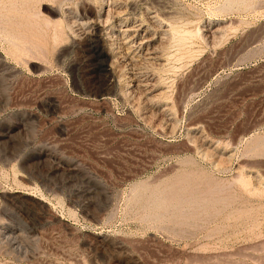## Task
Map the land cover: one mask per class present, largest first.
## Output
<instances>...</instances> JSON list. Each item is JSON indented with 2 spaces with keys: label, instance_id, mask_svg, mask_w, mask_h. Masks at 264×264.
Masks as SVG:
<instances>
[{
  "label": "rangeland",
  "instance_id": "rangeland-1",
  "mask_svg": "<svg viewBox=\"0 0 264 264\" xmlns=\"http://www.w3.org/2000/svg\"><path fill=\"white\" fill-rule=\"evenodd\" d=\"M0 1V264H264V0Z\"/></svg>",
  "mask_w": 264,
  "mask_h": 264
},
{
  "label": "bare ground",
  "instance_id": "bare-ground-1",
  "mask_svg": "<svg viewBox=\"0 0 264 264\" xmlns=\"http://www.w3.org/2000/svg\"><path fill=\"white\" fill-rule=\"evenodd\" d=\"M7 1L9 2V0H7ZM19 1H20V0H19ZM19 1H17V2L19 3ZM25 1H26V0H25ZM36 1H37V0H36ZM88 1H89V0H88ZM4 2H5V1H3V3H4ZM10 2H11V0H10ZM12 2H13V1H12ZM12 2H11V4H13V5L16 4V3L14 4V2H13V3H12ZM15 2H16V0H15ZM20 2H21V1H20ZM40 2H41V1L38 0V3H40ZM52 2H54V1H52ZM108 2H110V1L108 0ZM230 2L232 3V0H231ZM238 2H239V1H238ZM238 2H237V3H238ZM0 3H1L0 5L2 6L3 4H2L1 1H0ZM48 3H49V0H48ZM113 3H114V2H113ZM226 3H227V5H228L229 2H226ZM226 3H225V4H226ZM233 3H234V2H233ZM49 4H50V3H49ZM108 4H109V3H108ZM111 4H112V3H111ZM118 4H119V3H118ZM225 4H224V5H225ZM5 5H6V4H5ZM7 5H9V4H7ZM13 5H11V8H12ZM31 5H32V4H31ZM33 5H34V4H33ZM35 5H36V4H35ZM47 5H48V4H47ZM227 5H226V6H227ZM251 5H252V4H251ZM9 6H10V5H9ZM228 6H229V5H228ZM29 7H30V6H29ZM34 7H35V6H34ZM52 7H53V6H52ZM55 7H56V6H55ZM110 7H111V5H110ZM110 7H109V8L107 7V8L110 9ZM222 7H223V6H222ZM222 7H221V8H222ZM230 7H231V5H230ZM230 7H229V8H230ZM4 8H5V10H7L8 6H7V8H6V7H4ZM13 8H15V10H16V7H13ZM86 8H87V7H86ZM107 8H106V10H107ZM111 8H112V7H111ZM113 8H114V7H113ZM113 8L111 9V12H112L113 10L116 9V8H114V9H113ZM227 8H228V7H227ZM227 8L225 7L224 9H227ZM2 9H3V6H2ZM18 9H19V7L17 8L16 12L13 13V15L16 14V13H18V12H17ZM222 9H223V8H222ZM8 10H10V9L8 8ZM13 10H14V9H13ZM15 10H14V11H15ZM19 10H21V9H19ZM31 10H32V9H31ZM57 10H58V9H57ZM116 10H117V9H116ZM14 11H13V12H14ZM3 12H5V11L3 10ZM7 12H9V11H7ZM11 12H12V11H11ZM11 12H10V13H11ZM64 12H65V11H64ZM113 12H114V13L111 14V15H114V14L116 15V14H117V11H113ZM115 12H116V13H115ZM155 12H156V11H155ZM5 13H6V12H5ZM41 13H42V12H41ZM107 13H108V10H107ZM11 14H12V13H11ZM19 14H20V13H19ZM36 14H37V13H36ZM96 14H97V13H96ZM1 15H2V10H1ZM3 15H4V14H3ZM3 15H2V16H3ZM7 15L10 16L9 13H7ZM108 15H109V13H108ZM118 15H119V14H118ZM145 15H146V14H145ZM4 16H5V15H4ZM4 16H3V17H4ZM35 16H36V15H35ZM44 16H45V15H44ZM62 16H63V15H62ZM149 16H150V15H149ZM155 16H156V14H155ZM155 16H154V17H155ZM0 17H1V16H0ZM5 17H6V16H5ZM11 17H12V16H11ZM11 17H10V18H11ZM106 17H107V14H106L105 18H106ZM109 17H110V16H109ZM112 17H113V16H112ZM112 17H110V18H112ZM125 17H126V16H125ZM8 18H9V17H7V20H9ZM46 18H47V17H46ZM49 18H50V17H49ZM85 18H86V17H85ZM92 18H93V17H92ZM97 18H98V16H97ZM4 19H5V18H4ZM4 19H3V20H4ZM51 19H52V18H51ZM106 19H107V18H106ZM125 19H126V18H125ZM143 19H144V18H143ZM152 19H153V18H152ZM7 20H5V21H7ZM52 20H53V19H52ZM87 20L91 21V18H90V19L88 18ZM1 21H2V18H1ZM1 21H0V22H1ZM5 21H4V22L2 21L1 23H6ZM10 21H11V20H10ZM62 21H63V20H61V22H62ZM92 21H93V20H92ZM94 21H95V20H94ZM94 21H93V23H94ZM110 21H111V20H110ZM118 21H119V20H118ZM140 21H141V20H140ZM146 21H147V20H146ZM150 21H151V20H150ZM81 22H82V21H81ZM86 22H87V21L84 20V22H82V23H86ZM121 22H122V21H121ZM137 22H138V21H137ZM7 23H8V22H7ZM49 23H51V22H49ZM63 23H64V22H63ZM75 23H76V22H75ZM112 23H113V22H112ZM116 23H117V22H116ZM151 23H152V22H151ZM153 23H154V21H153ZM155 23H156V22H155ZM9 24H10V23H9ZM80 24H81V23H80ZM87 24H88V23H87ZM87 24H86V25H87ZM131 24H132V23H131ZM166 24H167V23H166ZM63 25H64V24H63ZM96 25H97V22H96ZM99 25H100V24H99ZM124 25H125V23H124ZM128 25H129V24H128ZM138 25H139V24H138ZM138 25H137V26H138ZM149 25H150V24H149ZM159 25H160V24H159ZM3 26H4V24H3ZM3 26L1 25V27H3ZM5 26H6V24H5ZM7 26H9V25H7ZM83 26H84V25H83ZM83 26H82V27H83ZM93 26H94V25H93ZM110 26H111V25H110ZM112 26H113V25H112ZM155 26H156V25H155ZM168 26H169V27H168ZM170 26H172V25H167L166 28L168 29V28H170ZM1 27H0V28H1ZM89 27H90V26H89ZM125 27H126V29L128 30V28H130L131 26H130V27H129V26H128V27L125 26ZM135 27H136V25H135ZM138 27H139V26H138ZM148 27H149V26H148ZM150 27H153V26H150ZM163 27H164V26H163ZM61 28H63V27H61ZM122 28H123V27H122ZM132 28H133V27H132ZM1 29H3V30L5 31V28H1ZM86 29H87V28H86ZM91 29H92V27H91ZM91 29H90V30H91ZM93 29H94V27H93ZM123 29H125V28H123ZM134 29H136V28H134ZM139 29H140V28H139ZM164 29H165V27H164ZM6 30H7V29H6ZM17 30H19V29H17ZM60 30H61V29H60ZM83 30H84V29H83ZM120 30H121V27H120ZM143 30H144V29H143ZM161 30H162V29H161ZM165 30H166V29H165ZM165 30H164V31H165ZM168 30L170 31V29H168ZM172 30H173V28L171 27V31H172ZM4 31H3V33H4ZM7 31H8V30H7ZM84 31H85V30H84ZM95 31H96V30H95ZM164 31H163V33H164ZM173 31H174V30H173ZM183 31H184V30H183ZM183 31H182V32H183ZM195 31H197V30H195ZM195 31H193V32H195ZM1 32H2V30H1ZM8 32H9V31H8ZM8 32H7V33H8ZM49 32H50V31H49ZM75 32H76V31H75ZM103 32H104V31H103ZM120 32H121V31H120ZM130 32H131V31H130ZM134 32H135V31H134ZM166 32H167V31H166ZM188 32H189V31H188ZM188 32H187V33H188ZM212 32H213V31H212ZM83 33H84V32H83ZM88 33H89V32H88ZM122 33H123V32H122ZM131 33H132V32H131ZM175 33H176V32H175ZM179 33H180V32H179ZM208 33H209V32H208ZM0 34H1V33H0ZM4 34H5V33H4ZM10 34H11V31H10ZM10 34H9V36L11 37L12 35H10ZM49 34H50V33H49ZM96 34H97V33H96ZM128 34H129V33H128ZM132 34H133V33H132ZM132 34H131V35H132ZM141 34H142V32H141ZM141 34H139V36H140ZM150 34H151V33H150ZM165 34H166V33H165ZM168 34H169V33H168ZM168 34H167V35H168ZM210 34H212V33H210ZM5 35L8 36L7 34H5ZM115 35H116V34H115ZM120 35L122 36V34H120ZM123 35H124V34H123ZM161 35H162V34H161ZM163 35H164V34H163ZM9 36H8V37H9ZM58 36H59V35H58ZM121 36H120V37H121ZM125 36H126V35H125ZM141 36H142V35H141ZM164 36H165V35H164ZM169 36H170V35H169ZM10 37H9V38H10ZM15 37H16V36H15ZM15 37H14V38H15ZM53 37H54V36H53ZM62 37H63V36H62ZM114 37H115V36H114ZM120 37H119V38H120ZM127 37H129V35H127ZM146 37L148 38L149 36H146ZM204 37H205V36H204ZM0 38H1V37H0ZM16 38H17V37H16ZM116 38L118 39V37H116ZM138 38H139V37H138ZM138 38H137V41L140 40V38H139V39H138ZM149 38H150V37H149ZM164 38H165V37H164ZM183 38H184V37H183ZM2 39H3V38H2ZM10 39H11V38H10ZM52 39H53V38H52ZM124 39H125V38H124ZM127 39H128V38H127ZM127 39H126V40H127ZM131 39H132V38H131ZM143 39H144V38H143ZM157 39H158V38H157ZM180 39H181V38H180ZM4 40H5V38H4ZM6 40L8 41V38H7ZM18 40H19V38H18ZM18 40H17V41H18ZM141 40H142V39H141ZM141 40H140V41H141ZM161 40H162V39H161ZM178 40H179V39H178ZM15 41H16V39H15ZM17 41H16V42H17ZM54 41H55V40H54ZM127 41H128V40H127ZM142 41H143V40H142ZM4 42H5V41H4ZM8 43L10 44V42H8ZM11 43H12V41H11ZM23 43H24V42H23ZM122 43H125V42L122 41ZM132 43H133V41H132ZM139 43H141V42H139ZM157 43H158V42H157ZM14 44H15V43H14ZM24 44H25V43H24ZM133 44H134V43H133ZM136 44H137V43H136ZM136 44H135V45H136ZM155 44H156V43H155ZM155 44H154V45H155ZM11 45H13V44H10V46H11ZM124 45H125V44H124ZM137 45H139V44H137ZM137 45H136V46H137ZM154 45H153V46H154ZM156 45H157V44H156ZM156 45H155V47H153L152 49L150 48V49H151V50L155 49V48H156ZM13 46L15 47V45H13ZM25 46H26V45H25ZM25 46H24V47H25ZM27 46H28V45H27ZM118 46H119V45H118ZM139 46H140V45H139ZM139 46H138V47H139ZM145 46H146V44H145ZM165 46H166V45H165ZM150 47H151V45H150ZM16 48H18V47H16ZM22 48H23V47H22ZM27 48H28V47H27ZM27 48H26V49H27ZM39 48H41V47H39ZM123 48H125V46H123ZM127 48H128V47H127ZM127 48H126V49H127ZM129 48H130V47H129ZM129 48H128V49H129ZM144 48H145V47H144ZM146 48H147V46H146ZM23 49H24V48H23ZM126 49H125V50H126ZM128 49H127V50H128ZM150 49H149V50H150ZM18 50H19V48H18ZM18 50H16L17 53H19ZM20 50H21V48H20ZM28 50H30V49L28 48ZM42 50H43V49H42ZM44 50H45V49H44ZM44 50H43V51H44ZM146 50H147V49H146ZM156 50H157V49H156ZM14 51H15V50H14ZM16 51H15V52H16ZM30 51H31V50H30ZM36 51H37V50H36ZM123 51H124V50H123ZM131 51H132V50H131ZM12 52H13V50H12ZM22 52H23V51L21 50L20 54H21ZM31 52H32V51H31ZM39 52H40V51H39ZM25 53L27 54V52H25ZM40 53H41V52H40ZM118 53H119V52H118ZM121 53H122V52H121ZM125 53H126V52H125ZM125 53H124L123 56H125ZM138 53H139V52H138ZM159 53H160V51H159ZM13 54H15V56H16V53H13ZM20 54H19V55H20ZM22 54H23V53H22ZM127 54H128V53H127ZM19 55H18V56H19ZM129 55H131V54H129ZM150 55H151V54H150ZM154 55H155V54H154ZM159 55H160V54H159ZM32 56H33V55H32ZM131 56H132V55H131ZM134 56H135V55H134ZM145 56H146V55H145ZM148 56H149V55H148ZM35 57H36V56H35ZM129 57H130V56H129ZM162 57H163V56H162ZM122 58H123V57H122ZM150 58H152V57H150ZM157 58H158V57H157ZM157 58H156V59H157ZM0 59H1V58H0ZM129 59H131V57H130ZM148 59H149V58H148ZM161 59H162V58H161ZM150 60H151V59H150ZM152 60H153V59H152ZM154 60H155V59H154ZM159 60H160V59H159ZM3 62H4V61H3ZM156 62H158L159 64H161L160 61H156ZM157 65H158V64H157ZM152 80H153V79H152ZM138 82H139V81H138ZM138 82H136V84H137ZM145 83H147V82H145ZM141 84H143L142 81H141ZM150 85H151V84H150ZM155 85H156V84H155ZM155 85H154V86H155ZM140 86H142V85H140ZM143 86H144V85H143ZM152 86H153V85H152ZM148 87H149V86H148ZM140 88H141V87H140ZM135 89H137V88H135ZM144 89H145V88H144ZM158 90H159V89H158ZM144 91H146V90H144ZM142 93L145 94L144 92H142ZM158 93H160V92H158ZM145 99H146V98H145ZM166 110H167V109H166ZM162 111H163V110H162ZM161 117H162V116H161ZM164 119H165V118H164ZM2 133H3V132H2ZM256 136H258V135H256ZM256 140H257V139H256ZM258 140H259V139H258ZM261 140H262V138H261ZM251 141H252V140H251ZM257 143H259V142H257ZM257 143L254 142V145L257 144ZM261 143H262V142H261ZM250 146H251V145H250ZM245 149H246V148H245ZM246 150H248V149H246ZM44 154H45V153H44ZM37 157H38V156H37ZM260 164H261V163H260ZM255 165H256V164H255ZM258 166H259V165H258ZM237 169H238V168H237ZM259 171H260V170H259ZM244 172H245V171H244ZM188 174H189V173H188ZM179 175H180V174H179ZM184 175H185V174H184ZM176 176H177V175H176ZM187 176H189V175H187ZM190 176H191V175H190ZM251 176H252V175H251ZM41 178H42V177H41ZM237 178H239V177H237ZM168 179H170V178H168ZM190 179H191V178H190ZM233 179H234V178H233ZM235 179H236V178H235ZM239 179H240V178H239ZM180 180H181V179H180ZM186 180H187V179H186ZM188 180H189V179H188ZM191 180H192V179H191ZM237 180H238V179H237ZM171 181H172V180H171ZM198 181H199V180H198ZM239 181H240V180H239ZM144 182H145V181H144ZM178 182H179V181H178ZM178 182H177V183H178ZM186 182H188V181H186ZM186 182H185V183H186ZM196 182H197V181H196ZM141 183H142V182H141ZM145 183H146V182H145ZM163 183H164V182H163ZM166 183H167V182H166ZM173 183H174V182H173ZM173 183H172V184H173ZM215 183H216V182H215ZM242 183H243V181H242ZM257 183H258V182H257ZM180 184H181V183H180ZM183 184H184V183L182 182V186H183ZM212 184H213V183H212ZM216 184H219L218 181H217ZM145 185H147V184H145ZM165 185H166V184H164L163 186L165 187ZM169 185H171V184H169ZM197 185H199V184H197ZM221 185H223V183H222ZM186 186H188V184H187ZM190 186H191V185H190ZM199 186H201V185H199ZM202 186H203V185H202ZM204 186H206V185L204 184ZM212 186H213V185H212ZM214 186H215V185H214ZM219 186H220V185H219ZM219 186H217V187H219ZM223 186H224V185H223ZM263 186H264V185H263ZM76 187H77V186H76ZM136 187H137V186H136ZM143 187H146V186H143ZM168 187H169V186H168ZM183 187H184V186H183ZM195 187H196V186H195ZM217 187H216V189H215V193H216V190H218ZM221 187H222V186H220V188H221ZM225 187H226V186H225ZM37 188H38V187H37ZM159 188H160V187H159ZM161 188H162V186H161ZM166 188H167V186H166ZM177 188H178V187H177ZM179 188H180V186H179ZM189 188H190V187H185V191H186V189H189ZM192 188H193V187H192ZM210 188H212V187L210 186ZM210 188L208 187L207 190L210 189ZM223 188H224V187H223ZM170 189H171V188H170ZM172 189H173V188H172ZM193 189H194V188H193ZM224 189H228V188H224ZM224 189H222V190H224ZM231 189H232V188H231ZM231 189H230V190H231ZM158 190H159V189H158ZM200 190H202V189H200ZM222 190H221V191H222ZM136 191H137V190H136ZM177 191L180 192V193L182 192V191H179V189H178ZM191 191H192V190H191ZM209 191H210V190H209ZM221 191H220V192H221ZM234 191H235V190H234ZM35 192H36V191H35ZM160 192H162V193H164V195H166L167 193L170 194L171 191H170V192L168 191V192L165 194V192H163V189H162V191H160ZM175 192H176V191H175ZM186 192H187V191H186ZM199 192H200V191H199ZM202 192H204V190H203ZM202 192H200V194H201ZM207 192H208V191H207ZM213 192H214V188H213ZM213 192H212V193H213ZM218 192H219V191H218ZM180 193H179V195L181 196ZM183 193H185V192L183 191ZM215 193H213V194H215ZM223 193H224V192H223ZM233 193H234V192H233ZM173 194H174V193H173ZM173 194H172V195H173ZM176 194H177V193H176ZM176 194H174V195H176ZM191 194H192V193H191ZM194 194L196 195V192H195ZM194 194H193V196H194ZM205 194H206V193H205ZM210 194H211V193H210ZM213 194H211V195H212V196H211L212 198L215 196V195H213ZM135 195H136V194H134V196H135ZM157 195H158V194H157ZM157 195H156V196H157ZM164 195H163V196H164ZM179 195H178V196H179ZM198 195H199V194H198ZM198 195H197V196H198ZM201 195H202V194H201ZM203 195H204V194H203ZM203 195H202V196H203ZM217 195H218V194H217ZM219 195H220V193H219ZM219 195H218V196H219ZM163 196H162V197H163ZM170 196H171V195H170ZM188 196H190V195L188 194ZM197 196H196V197H197ZM208 196H209V195H208ZM160 197H161V195H160ZM162 197H161L160 200H162ZM196 197H194L195 199L193 198L195 201H196ZM198 197H199V196H198ZM200 197H201V196H200ZM205 197H206V195H205ZM221 197H222V199H224V198L227 199V196L223 197V195H222ZM154 198H155V197H154ZM157 198H159V197H157ZM167 198H168V197H167ZM183 198H185V196H184ZM191 198H192V196H191ZM202 198H203V197H202ZM209 198H210V197H209ZM181 199H182V198H181ZM188 199H189V201H190V198H188ZM199 199H201V198H199ZM214 199H215V198H214ZM218 199H219V198H218ZM218 199H217V200H218ZM226 199H225V200H226ZM38 200H39V199H38ZM177 200H178V199H177ZM182 200H183V199H182ZM182 200H181V202H182ZM194 200H192V201H194ZM206 200H209V199H206ZM165 201H166V200H165ZM170 201H171V200H170ZM170 201H168L166 204L168 205V203H169ZM172 201H173V200H172ZM172 201H171V202H172ZM187 201H188V200H187ZM187 201H186V203L189 202V201H188V202H187ZM195 201H194V202H191V203H195ZM197 201H198V200H197ZM202 201L204 202V200H202ZM202 201H201V205H204V204L202 203ZM211 201H212V200H211ZM223 201H224V200H223ZM36 202H37V201H36ZM42 202H43V201H42ZM158 202H159V200H158ZM174 202H175V201H174ZM184 202H185V201H184ZM198 202H200V201H198ZM209 202H210V201H209ZM213 202H214V201H213ZM23 203H24V202H23ZM34 203H35V202H34ZM172 203H173V202H172ZM172 203H169V205L172 206V207L175 206V205H171ZM178 203H179V202H177V203L175 202V203H173V204H178ZM11 204H12V203H11ZM39 204H40V203H39ZM179 204H180V203H179ZM181 204H182V203H181ZM195 204H196V203H195ZM198 204H199V203H198ZM208 204H209V203H208ZM214 204H215V203H214ZM221 204H222V203H221ZM224 204H225V203H224ZM229 204H230V203H229ZM229 204H228V205H229ZM182 205H183V204H182ZM201 205L199 204V206H201ZM21 206H22V205H21ZM160 206H162V203L160 204ZM170 206H169V207H170ZM183 206H184V205H183ZM188 206H189V205H188ZM191 206H192V205H191ZM193 206H194V205H193ZM205 206H206V204H205ZM205 206H204V207L202 206V207L205 208ZM207 206H208V205H207ZM210 206H211V205H210ZM210 206H208V207H210ZM41 207H42V205H41ZM166 207H168V206H166ZM169 207H168V208H169ZM184 207H185V206H184ZM184 207L181 206L180 208H183L182 210L184 211V209H186V208H184ZM194 207H197V205H195ZM220 207H221V206H220ZM220 207H219V208H220ZM22 208H23V207H22ZM35 208H36V207H35ZM170 208H171V207H170ZM175 208H177V205H176V207H173V211H174ZM203 208H202V209H203ZM219 208H218V209H219ZM28 209H29V208H28ZM189 209H190V208H189ZM197 209L200 210V208H198V207H197ZM205 209H206V208H205ZM205 209H204V210H205ZM32 210H33V209H32ZM34 210H36V209H34ZM48 210H49V209H48ZM180 210H181V209H180ZM180 210H179V211H180ZM207 210H208V209H207ZM207 210H206V213H207ZM221 210H222V209H221ZM221 210H220V211H221ZM173 211H172V210H171V211L168 210V212H170V213H173ZM189 211H191V210H189ZM192 211H193V209H192ZM195 211H197V210H195ZM212 211H215V210H212ZM217 211H218V210H217ZM0 212H1V211H0ZM40 212H41V211H40ZM40 212H39V213H40ZM45 212H46V211H45ZM164 212H165V211H163V216H164V214L167 212V210H166L165 213H164ZM176 212H177V211H176ZM180 212L183 213L182 211H180ZM186 212H187L186 214H188V211H186ZM200 212H201V211H200ZM200 212H199V213H200ZM215 212H216V211H215ZM215 212H214V213L211 212V214L213 213L212 216L215 214ZM235 212H236V211H235ZM35 213H36V211H35ZM37 213H38V212H37ZM148 213H149V212H148ZM151 213L154 214L153 212H151ZM161 213H162V212H161ZM161 213H160V215H161ZM197 213H198V212H197ZM201 213H202V212H201ZM216 213H217V212H216ZM218 213H220V212H218ZM44 214H45V213H44ZM158 214H159V213H158ZM158 214H157V212L155 213L156 217L159 216ZM167 214H168V213H167ZM167 214H166V217L169 218L170 215L168 214L169 216H167ZM174 214H176V213H174ZM177 214H178V213H177ZM177 214H176V215H177ZM189 214H190V213H189ZM191 214H192V213H191ZM191 214H190V215H191ZM193 214H194V213H193ZM195 214H196V213H195ZM195 214H194V217H195ZM203 214H204V212H203L201 215L203 216ZM230 214H232V213H230ZM40 215H41V214H40ZM40 215H39V216H40ZM149 215H151V214H149ZM181 215H182V214H180V215H178V216L181 217ZM183 215H184V216H188V215H185V213H184ZM183 215H182V216H183ZM190 215H189V216H190ZM197 215H198V214H197ZM201 215H200V216H201ZM215 215H216V214H215ZM215 215H214V216H215ZM6 216H7V215H6ZM189 216H188V217H189ZM191 216H193V215H191ZM200 216H199L198 218H201ZM204 216H208V215L204 214ZM214 216H213V217H214ZM233 216H234V215H233ZM36 217H37V215H36ZM50 217H51V216H50ZM152 217H154V215H152ZM170 217H171V216H170ZM175 217L178 218V219H180V218L177 217V216H175ZM158 218H159V217H158ZM158 218H157V219H158ZM161 218H163V217L161 216ZM172 218H174V217H172ZM181 218H182V217H181ZM190 218H192V217H190ZM203 218H204V217H203ZM215 218H216V217H214V219H215ZM39 219H40V218H39ZM41 219H42V216H41ZM159 219H160V218H159ZM170 219H171V218H170ZM178 219H177V220H178ZM184 219H185V218H184ZM184 219H182V220H184ZM187 219H188V218H187ZM31 220H32V219H31ZM36 220H38V219H36ZM163 220H166V218H163ZM167 220H168V219H167ZM190 220H191V219H190ZM194 220H195V219H194ZM206 220H207V219H206ZM211 220H212V219H211ZM211 220H210V221H211ZM197 221H198V220H197ZM210 221L208 220L207 222H210ZM203 222H204V221H203ZM176 223H177V222H176ZM179 223H180V222H178V224H179ZM185 223L187 224V221H186ZM41 224H42V223H41ZM181 224H184V223L182 222V223H180V225H181ZM204 224H205V223H204ZM216 227H218V226H216ZM35 228H36V227H35ZM36 230H37V229H36ZM36 230H35V231H36ZM215 231H216V230H215ZM8 234H9V233H8ZM38 235H39V234H38ZM189 235H190V234H189ZM263 239H264V238H263ZM263 239H262V240H263ZM261 243H262V242H261ZM253 245H255V244H253ZM257 246H258V244H257ZM41 248H42V247H41ZM245 249H246V248H245ZM254 249H255V248H254ZM227 254H228V253H227ZM249 254H250V253H249ZM193 255H194V254H193ZM218 255H219V254H218ZM227 256H228V255H227ZM246 256H247V255H246ZM249 256H250V255H249ZM195 258H196V257H195ZM250 259H252V257H251ZM255 259H256V258H255ZM202 260H203V259H202ZM196 262H197V261H196ZM205 263H206V262H205Z\"/></svg>",
  "mask_w": 264,
  "mask_h": 264
}]
</instances>
